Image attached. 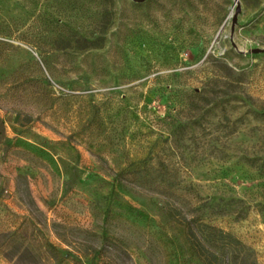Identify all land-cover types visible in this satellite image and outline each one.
Instances as JSON below:
<instances>
[{
	"label": "rangeland",
	"instance_id": "1",
	"mask_svg": "<svg viewBox=\"0 0 264 264\" xmlns=\"http://www.w3.org/2000/svg\"><path fill=\"white\" fill-rule=\"evenodd\" d=\"M159 160L264 264V0H0V264H197Z\"/></svg>",
	"mask_w": 264,
	"mask_h": 264
},
{
	"label": "trees",
	"instance_id": "2",
	"mask_svg": "<svg viewBox=\"0 0 264 264\" xmlns=\"http://www.w3.org/2000/svg\"><path fill=\"white\" fill-rule=\"evenodd\" d=\"M97 36L93 41L102 40ZM130 180L156 193L165 214L182 225L183 234L197 264H257L252 248L232 232L204 217V208L194 195L192 183L179 177L167 163L134 167ZM48 248L51 244L44 241Z\"/></svg>",
	"mask_w": 264,
	"mask_h": 264
},
{
	"label": "water",
	"instance_id": "3",
	"mask_svg": "<svg viewBox=\"0 0 264 264\" xmlns=\"http://www.w3.org/2000/svg\"><path fill=\"white\" fill-rule=\"evenodd\" d=\"M137 1H142V0H137ZM239 10H240V7H239V5L237 4V5H236V8H235V10H234V12L231 14V17H232V18H231V29L233 28L234 24H235L236 21H237V14H238ZM219 30H221V28H220ZM260 50H261V49L258 48V47H255V48L252 49L253 52H257V51H260Z\"/></svg>",
	"mask_w": 264,
	"mask_h": 264
}]
</instances>
